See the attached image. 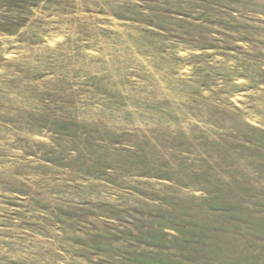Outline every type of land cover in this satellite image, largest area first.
I'll return each instance as SVG.
<instances>
[{
	"label": "rangeland",
	"instance_id": "rangeland-1",
	"mask_svg": "<svg viewBox=\"0 0 264 264\" xmlns=\"http://www.w3.org/2000/svg\"><path fill=\"white\" fill-rule=\"evenodd\" d=\"M0 264H264V0H0Z\"/></svg>",
	"mask_w": 264,
	"mask_h": 264
}]
</instances>
